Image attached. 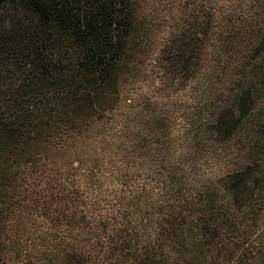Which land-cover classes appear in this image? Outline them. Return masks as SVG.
<instances>
[{"label":"trees","instance_id":"16d2710c","mask_svg":"<svg viewBox=\"0 0 264 264\" xmlns=\"http://www.w3.org/2000/svg\"><path fill=\"white\" fill-rule=\"evenodd\" d=\"M221 1L0 0V264H202L224 222L252 208L263 193L255 157L264 143L263 57L212 125L222 141L249 127L247 160L224 182L232 215L226 208L214 217L212 206L174 226L181 232L150 233L144 246L119 247L111 236L107 254L95 258L92 225L105 220L94 219L92 197L67 177L78 169L79 144L120 106L139 68L158 60L195 77L202 51L230 20ZM178 15L191 20L170 25L154 52L157 19Z\"/></svg>","mask_w":264,"mask_h":264},{"label":"rangeland","instance_id":"374dc122","mask_svg":"<svg viewBox=\"0 0 264 264\" xmlns=\"http://www.w3.org/2000/svg\"><path fill=\"white\" fill-rule=\"evenodd\" d=\"M181 1L193 5L196 0ZM221 2V8L228 5L232 11L230 20L215 36L216 44L202 51L194 78L177 75L158 60L149 62L125 83L120 106L79 144L78 169L67 177L79 193L92 197L94 219L105 220L92 225L95 258L107 254L111 236L118 245L123 242L119 247L144 246L150 233L181 232L175 227L182 220L212 206L219 209L214 217L226 208L232 215L235 209L224 182L247 160L249 127L222 141L212 125L217 107L248 78L249 64L264 58V0H236V6ZM190 20L183 15L171 22L158 18L154 52L170 25ZM258 150L263 193L250 200L252 208L224 222L221 243L202 264H261L255 258L264 255V143Z\"/></svg>","mask_w":264,"mask_h":264}]
</instances>
